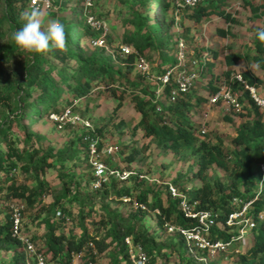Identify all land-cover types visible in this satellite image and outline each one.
Segmentation results:
<instances>
[{"label":"trees","instance_id":"1","mask_svg":"<svg viewBox=\"0 0 264 264\" xmlns=\"http://www.w3.org/2000/svg\"><path fill=\"white\" fill-rule=\"evenodd\" d=\"M4 1L6 12L0 19V66L11 63L24 54L23 49L18 47L14 41L12 43H2L5 37L3 25L7 23L17 29L21 28L23 22L21 13L26 9L29 0ZM54 1L64 6H67L69 2V0ZM75 1L76 5L72 8L76 12L79 11L84 23L81 25V29H79L76 28L78 24L70 23L69 19L62 20L66 32L64 47H53L43 52L28 53L29 56L24 65V83L13 81L10 78H3L0 71V107L3 106L9 114L0 123V146L4 148L0 149V179H5L4 185L0 184V194H4L11 201L25 202L27 210L36 204V198L45 185L42 177L48 169L53 167V162L51 161L53 158L70 161L76 160L82 154L86 156V160H89V143L84 142L83 139L86 135L95 136L92 130L84 128L83 134L79 138L74 137V139L77 138L81 143V152L78 149L72 150V146L75 144L73 141L75 140L69 141L72 146L68 148L64 147L59 153H53L52 151L43 152L39 148H36L31 140H29L30 137L24 130L27 128L24 119L28 117V119L34 120L35 116L43 117L45 115L50 117L52 114L62 113L66 108H71L73 111L77 110L83 100L90 97L102 84H106L113 95L118 96L120 99L113 113L118 112L123 106V96L127 93L131 94L135 109L140 115L137 123L131 127L133 136L136 134V131H140L145 138L155 140L158 147L172 151L175 156L182 160H187L189 155L195 157L198 168L193 176L200 181V185L196 189V196H192L194 189L179 187L180 174L172 182L180 191L185 192L192 199L198 201L199 210L213 211L218 215L217 225L212 228L213 237L225 240L229 238L230 234L226 232L228 227L225 225V221L227 216L236 209L235 198L242 197L246 201L257 198L251 214L253 216L262 214L264 216V188L260 192L258 187L262 180V174L257 168L259 163L264 162L263 113L254 104L249 90H246L238 80L231 79L232 70L224 72L222 69V72L215 74V63L219 58L220 51L214 50L208 53L211 56V61L207 63L200 73L201 76L208 73L211 75L215 74L206 85L210 97L202 95L196 84L191 91L185 94L179 93L176 100L170 102L171 89L176 88L175 84L171 83L164 87L163 95L159 98L155 94L156 88L154 91L149 92V87L143 84H139L138 89L125 85L122 88L121 95H117V88L120 87L119 85L114 87L116 80L120 78L129 80V75L134 71L139 73V77L147 76L137 65V55L142 56L149 63L150 58L155 60V63L158 62L159 64L156 69L163 68L162 73L170 65L176 63V60H174L168 67H163L166 59L163 58L162 54L167 45L165 30L166 26L169 27L170 24L162 22L157 12H154L155 24H151L147 16L132 11L129 21L134 27L133 32L125 35L124 39L117 40L114 38L111 28L108 36V49L95 48L92 46L91 40L98 35L97 31L89 27L86 22V15L90 9L86 7V0ZM228 1L200 0L195 8L191 10L190 17L195 22H203L204 18L209 15L217 14L225 23H235L236 19L226 11ZM163 3L164 8L172 13L177 7H181L180 0H165ZM247 4L252 7V3H248L247 1ZM252 9L257 11L258 7H252ZM72 32L76 33V38L73 37ZM217 33L221 38L232 34L221 27L217 29ZM83 38H88V45L90 48L95 49V51L88 54V51L80 48V41ZM120 44L132 46L137 54L122 58L118 53ZM256 50L258 54H264V41L258 40L256 42ZM243 57L239 53H225L223 65L233 67ZM255 59L264 66L261 56H257ZM118 60L125 66L126 72L124 71V74L121 70L114 69L111 64L118 62ZM152 69H154L153 64H151V74H154ZM221 73L228 77L224 81L231 84L233 92L238 91L240 93L239 100L241 103L245 102V100L248 102L247 105H243L248 119L238 126L237 134L232 140L236 151L227 148L222 139H217V141L213 142L210 139L202 138L199 133H202V130L200 129L198 132L196 124L190 119V115L194 112V109H202L208 98H211L217 92L219 85L223 82L221 80V82L218 81ZM242 76L249 84H257L249 73L245 72ZM131 85L133 86V82ZM31 88H36L38 90L37 93L32 94ZM64 90L71 94L72 98L64 102L66 104L62 103L61 105L59 104L61 102L60 94ZM158 108L161 109L160 112H158ZM224 119L231 121V118L227 115L224 116ZM123 120L121 119L114 125L117 131L121 132L122 128L127 125ZM13 122H16L20 128L21 125H24V129L21 130L24 131L23 143L25 146L22 148L16 146L10 134ZM63 127L72 126L68 124ZM93 128L97 136L103 141L108 138L104 125L93 122ZM125 147L130 148L129 145ZM139 154L140 149L132 148L126 157L127 163L132 164L135 162ZM213 166L222 169L224 176L211 180L209 170ZM18 167L25 174H35V177L39 180L37 187L30 189L26 185L17 183L12 171ZM127 171L135 173L132 169H128ZM137 176L140 178L139 181H142L140 176L143 175L137 174ZM89 180L86 179V183L89 184ZM118 180L121 181L116 177H111L102 188L95 191L104 190L106 192L105 196H109V192L111 191L109 186L116 184ZM65 183L62 196L56 199L57 206L52 213L53 220L51 216L44 219L46 229L41 239L42 246L37 247L38 251L43 252L44 255L51 253L50 257L53 264H69L71 253L80 251L85 253V259L91 260L96 264L98 259L110 247V242H107V238H110L112 243H116V249L111 253L112 264H132L126 251L125 238L127 237H132L135 243L142 244L153 263L172 264L174 262L177 263L179 260V264H195L187 254L183 237L169 233L165 227L166 222L180 226L190 225L189 219L185 218L180 212L179 201L172 198L167 188L166 192L169 197L167 203H165L160 195H157L158 192L153 193L156 197L151 202L149 201L148 193L143 189L136 196L137 202L144 204L147 210L159 211V213L156 212L158 227L163 228L169 235H175L176 241L173 245L176 247L169 254L162 255V247H157L155 237L150 236L147 230L140 227L139 223L128 225L127 220H122L119 216L114 217L118 218L117 223L111 226L107 235L102 239L98 238L97 235H90L88 231H84L79 238L62 231L61 229L65 226V220L57 219L58 212L69 216L71 220L74 218L72 210L63 205V201H80V195L75 194L77 191L73 190L75 183L72 180ZM131 188H123L116 191L112 187V192L121 198L125 195L132 200L131 191L134 188ZM137 209L140 212L144 211L140 208ZM85 210L83 208V212ZM88 213H90L89 210H87ZM109 214L110 219L113 218L114 214ZM81 218L85 219V215L82 214ZM24 220L25 213L23 231L27 233L24 230ZM30 237L35 243L38 242L36 237L32 235ZM250 241L251 245L243 250L242 253L229 255L228 257H236L237 264H264V217L257 227L252 230ZM89 242L94 243V249L87 246ZM0 251L12 253L9 261L5 263V261L0 260V264H35L33 260L32 263L28 262L27 254L20 240L13 235L11 210L4 220H0ZM171 255L177 256V260L172 259ZM212 264H215V261Z\"/></svg>","mask_w":264,"mask_h":264},{"label":"rangeland","instance_id":"2","mask_svg":"<svg viewBox=\"0 0 264 264\" xmlns=\"http://www.w3.org/2000/svg\"><path fill=\"white\" fill-rule=\"evenodd\" d=\"M165 0H93V6L90 10L99 18L107 20L112 28L113 36L117 40L124 39L125 35L132 33L134 27L130 24L129 18L132 11H136L143 16H147L151 24H155L154 12H157L161 17V21L170 24L166 26L165 37H167L166 49L163 52V58L166 62L163 67H168L171 62L176 60L177 43L180 38L185 39L189 45V51H193L192 57L201 58L206 53L213 52L214 50L220 51L218 60L216 61L215 74L232 70V76L235 74L249 73L253 77L254 82H257L256 86L259 92L264 95V66L257 61L255 57L261 56L264 61V54H258L256 50L257 32L264 28V0H229L226 5V11L236 19L235 23L228 25L217 14L209 15L204 18L203 22H195L191 19L190 13L192 9H187L178 15L176 18L175 11L172 13L164 8ZM248 3H252V7H258L257 11H254ZM76 5L75 0H69L67 6L60 5V3L53 0V6L51 8L43 9L45 17L43 19L42 28L46 27L49 20H62L69 19L70 23L78 24L76 28L81 29L83 20L81 19L79 11L76 12L72 7ZM26 9H30V0ZM6 12V4L4 0H0V19ZM174 20L173 22H170ZM224 22V23H223ZM24 21L22 22L23 27ZM226 29L232 34L225 37L222 42L216 41L219 39L217 33L218 27ZM18 30L17 28L9 25H3L4 39L2 43H12L13 34ZM73 37L76 38V33L72 32ZM80 48L88 51L90 54L95 49L90 48L88 45V38H83L80 41ZM22 49V48H21ZM20 57L11 63H6L0 66V71L3 78H10L13 81H24L25 68L24 65L28 58V53L32 51L24 50ZM97 51V49H96ZM158 53V52H157ZM225 53H239L244 57L238 61L233 67H226L223 65ZM161 54L159 56L162 57ZM247 55V56H246ZM158 56V55H157ZM122 57V56H121ZM124 58V57H122ZM153 64L154 69L152 72L154 75H160L161 68L156 69L158 62L152 58L149 59ZM72 63V61H71ZM114 69L126 70L122 62L111 63ZM61 65V64H59ZM126 72V71H125ZM215 74H206L200 76L197 83V88L200 93L205 97L209 96V91L206 88L209 80L214 77ZM138 72H132L129 75V80L120 78L116 80L114 87L117 88V95H121L122 88L127 85L131 88L138 89L139 84L149 87V92L154 91L157 87L156 83L152 79L146 77H139ZM218 81H224L228 77L223 73L220 74ZM214 81V80H213ZM217 81V82H218ZM220 81V82H221ZM133 82V86L131 83ZM24 83V82H23ZM112 87V88H114ZM107 88L106 84H102L98 89L91 94L90 97L83 100L74 112L80 115L83 119H91L94 123H100L105 126L107 140L117 142L121 149L118 154L113 157H104L108 162V165L112 168L120 170L132 169L135 173L131 174L127 180L117 181L116 184L110 185L109 196H105L106 192L92 191L89 184L86 183V179L92 178V171L89 168L88 160L85 159V155H79L76 160H60L59 158H53V167L48 169L46 174L42 177L45 185L40 191L39 196L36 198L37 202L33 207H29L25 211L24 230L25 234L36 237L38 242L37 247H41V239L45 233L46 225L44 219L51 216L53 220V211L57 206L56 199L61 197L66 185V181L72 180L75 185L73 190L77 192L75 194L80 195V201L70 202L63 201V205L70 208L73 212V220L62 228V231L70 235H74L79 238L84 231H88L90 235H97L98 238H104L112 225L117 223L119 216L122 220H127L128 225L139 223L140 227H143L150 236L156 238L157 247H162V255L169 254L176 246L175 235H169L163 228H159L157 224V214L152 210H144L140 212L135 203L137 202L136 196L143 189L149 195V201L155 199L153 193L160 195L162 199L167 203L168 194L166 192V181H174L179 174L181 179L178 182L179 187L183 189H194L192 196H196V189L200 185V181L196 179L193 174L198 168L195 157L189 155L187 160H182L174 155L170 150H164L157 146V142L153 139L145 138L140 131H136L133 136L132 125L137 123L140 115L137 113L134 105V101L131 99V94L127 93L123 96V106L118 112L113 113V110L119 102L118 96H114L112 91ZM32 94L37 93L36 88L30 89ZM102 91V92H100ZM72 96L66 90L60 94L61 102L59 104H66L64 102L71 100ZM209 99L204 103L202 109H194V112L190 115V119L196 124V130L206 129V133H200V136L205 139H210L213 142L217 139H222L224 145L232 151H236L235 145L232 140L236 136L238 126L248 119L245 108L236 109L228 101L221 99L217 103H209ZM63 101V102H62ZM243 105H247L248 102H242ZM196 108V107H195ZM263 118H264V111ZM8 111L1 106L0 107V123L6 116ZM227 115L231 118V121H226L224 116ZM34 120L24 119L26 129L24 125L21 128L16 122H13L10 134L15 141L17 147L22 148L25 146L23 143L24 129L29 135L31 142L36 148H39L43 152L52 151L53 153H59L64 147L68 148L69 141L75 140V144L72 146V150L80 149V141L77 139L83 134L84 128L82 126L72 127H58V125L50 119L49 116L43 117L35 116ZM121 119H124L127 123L121 132L117 131L114 127ZM91 121V122H92ZM92 122V123H93ZM65 126V125H64ZM76 135V136H75ZM74 137H77L74 139ZM106 140V141H107ZM129 145L130 148L125 146ZM132 148L140 149V154L136 161L132 164H128L126 157ZM0 149H4L0 146ZM91 173V175H89ZM15 175L17 183L26 185L32 189L37 187L39 180L35 177V174H25L18 167L12 171ZM143 175L142 181L137 176ZM224 171L217 166H213L209 170V177L214 180L218 177H223ZM141 177V176H140ZM5 179H0V184L4 185ZM116 181V180H115ZM77 182V183H76ZM123 188H134L131 191L133 199H129L123 195V198L112 192ZM14 201L7 199L4 194H0V220H4L5 216L10 212V204ZM83 208L86 210L83 212ZM87 210L90 213L87 214ZM109 213L114 214L110 219ZM85 215V219L81 218V215ZM252 216V214H251ZM105 222V224H103ZM250 238V236H249ZM107 242H110V247L103 254L96 264H112L111 253L115 251L116 243H112L110 238H107ZM39 243V244H38ZM251 245L249 239L247 247ZM41 252V251H39ZM43 253V252H41ZM182 255L181 252H179ZM12 253L0 251V260H10ZM48 259V263L51 262V253L45 255ZM171 258L177 260V256ZM179 264V260L177 261ZM176 262L172 264H177ZM180 263H182L180 261ZM215 264H237L236 257H223L220 256L215 260Z\"/></svg>","mask_w":264,"mask_h":264},{"label":"built area","instance_id":"3","mask_svg":"<svg viewBox=\"0 0 264 264\" xmlns=\"http://www.w3.org/2000/svg\"><path fill=\"white\" fill-rule=\"evenodd\" d=\"M181 7L175 10L176 18L181 12L187 9H193L200 0H180ZM93 0H86V7L92 9ZM53 0H30V8L38 7L43 9L51 8ZM89 13L86 15V22L89 27L97 31V34L91 44L95 48L108 49V36L110 33V24L107 20L99 18L95 14ZM229 13V10L227 9ZM232 16V15H231ZM233 17V16H232ZM189 45L185 39L180 38L177 43L176 63L170 65L165 72L160 75L151 74V64L142 56L137 55V65L145 72L148 78L152 79L157 85L155 94L159 98L163 95L164 87L168 84H175L176 88L171 89L170 102H174L179 93H187L198 83L201 71L207 63L211 61V56L208 53L201 58L192 57L193 51H189ZM118 53L122 57H127L132 54H137L135 49L127 44H120ZM232 80H238L246 90H249L250 97L254 104L264 111V95H262L255 84H249L242 74H234ZM240 93L233 92L230 83L223 81L219 85L217 92L211 96L209 103L214 104L219 100L228 101L234 108H243V103L239 100ZM161 109L158 108V112ZM50 119L58 124L60 128L64 125L82 126L85 129L93 131L95 136L86 135L83 139L88 142V163L92 171V178L89 180L91 190H97L110 180L111 177H116L120 180H127L132 171L120 170L112 168L104 157H113L120 152V147L117 142L110 140L103 141L97 136L93 128V123L90 119H83L76 114L71 108H66L62 113L52 114ZM207 131L202 129V134ZM104 144H103V143ZM102 143V146H101ZM101 146V147H100ZM257 168L262 174V180L259 183V191L264 188V162L259 163ZM143 178V176H141ZM167 191L173 199L179 201V209L183 216L190 221L189 226L175 225L170 222L165 223L167 231L171 234L181 235L185 241V247L188 256L195 264H212L218 257H227L229 255L242 253L247 248V243L252 236V230L257 227L263 219V215L251 216V210L254 209V204L257 198L246 201L242 197L234 199L236 209L233 210L226 218L225 225L228 227L226 232L230 234L228 239L215 238L212 228L217 225L218 215L209 210H199L198 201L191 198L185 192L180 191L172 181L165 182ZM13 235L17 237L28 257V262L35 264H49L47 257L38 251L36 243L32 238L23 231V219L26 210L25 202L14 201L10 205ZM136 208L147 210L142 203L136 202ZM159 213L158 210H156ZM57 219H64V225L68 224L71 219L67 215L58 212ZM220 225V223H218ZM250 236V238H249ZM126 251L132 264H163L161 262H152L149 254L144 246L140 243H135L132 237L125 238ZM89 248L94 249V243L89 242ZM85 253L72 252L69 264H94L93 261L84 258ZM53 264V263H52Z\"/></svg>","mask_w":264,"mask_h":264},{"label":"clouds","instance_id":"4","mask_svg":"<svg viewBox=\"0 0 264 264\" xmlns=\"http://www.w3.org/2000/svg\"><path fill=\"white\" fill-rule=\"evenodd\" d=\"M45 12L38 7L25 9L21 13L23 27L13 34L14 43L28 51L43 52L50 48H62L66 43V32L62 22L49 20L42 28ZM257 38L264 41V28L257 32Z\"/></svg>","mask_w":264,"mask_h":264},{"label":"crops","instance_id":"5","mask_svg":"<svg viewBox=\"0 0 264 264\" xmlns=\"http://www.w3.org/2000/svg\"><path fill=\"white\" fill-rule=\"evenodd\" d=\"M224 23V22H223ZM228 25H231V24H228ZM222 25H220L219 27H221ZM218 27V28H219ZM223 27V26H222ZM219 37V36H218ZM224 38H221V37H219V39H216V41H219V42H222V40H223Z\"/></svg>","mask_w":264,"mask_h":264}]
</instances>
